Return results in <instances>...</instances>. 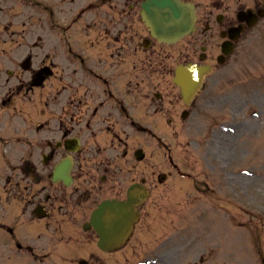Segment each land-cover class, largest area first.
<instances>
[{"label":"rangeland","instance_id":"obj_1","mask_svg":"<svg viewBox=\"0 0 264 264\" xmlns=\"http://www.w3.org/2000/svg\"><path fill=\"white\" fill-rule=\"evenodd\" d=\"M208 2L199 1L201 12L211 6V2ZM6 3L8 9L2 16L4 23L9 25V34L12 30L17 34L25 30L28 38L35 39L41 29L47 31L42 15H36L20 6L17 9L13 6L16 3L11 0ZM15 13H19L17 18H13ZM23 23L24 30L21 26ZM188 43L187 40L166 49L163 60L154 66L160 73L168 71L163 78L166 84L162 89L169 102L179 99V91L171 80L175 66L179 61H197L187 58L193 52H183L189 49L186 46ZM151 53L161 57L157 49ZM206 86V90L195 100L188 121L172 127H162L160 122L154 121L156 124L151 129L158 139L148 144L138 135L134 140L135 147L143 145L148 150L146 160L136 164V178L139 180L147 177L153 190V198L142 208V215L145 216L143 222L150 217L157 218L155 221H162L160 217H166L167 221H172V227L176 228L182 216L190 218L204 215L216 219L231 216L236 235V240H233L234 249L224 248L222 253L231 252L229 257L233 264H252L253 249L264 246V22L239 43L224 67L207 77ZM158 89L162 91L161 87ZM210 98L215 104L204 106V102ZM7 125L6 122L5 127ZM125 130L128 135L129 129ZM5 136L13 137L9 129H6ZM30 141L31 145L35 140ZM19 142L17 140L12 143L11 154L25 150L22 145L24 143ZM162 142L166 150L160 146ZM166 151L173 168L169 165ZM1 153L0 146V158ZM19 162L18 159L9 160L4 166V161H0V184L4 176L11 173L5 167L16 166ZM159 173L169 175L161 185L155 176ZM244 221H247V232L244 230ZM141 226L135 240L145 243L146 238L154 236L148 234L153 229L144 223ZM187 228L189 226L186 224V233ZM144 231L147 233L142 235ZM255 237H259L260 241H256ZM185 242L188 243L186 252H194L199 248L198 241L190 235L185 236ZM178 246L172 253H176ZM155 249L154 246L152 250ZM186 252H177L175 255L178 257L172 259V262L176 264L180 260L181 264H186ZM143 254L141 251L139 256ZM120 259V264H130L133 260L128 249L121 253Z\"/></svg>","mask_w":264,"mask_h":264},{"label":"flooded vegetation","instance_id":"obj_2","mask_svg":"<svg viewBox=\"0 0 264 264\" xmlns=\"http://www.w3.org/2000/svg\"><path fill=\"white\" fill-rule=\"evenodd\" d=\"M99 2L101 5L98 6ZM140 2L141 0H100L90 4L89 9L95 12L90 22L82 26L83 38L80 43L72 45L69 40H64L67 54L76 61L75 65L68 66L59 61L57 47L49 60L48 70L44 62L38 65L37 78L40 77L43 82L40 83L38 79L35 81L41 85L46 81L50 82L49 93L45 96L51 106L52 116L58 118L56 127L61 133V140L64 141L71 132L79 128L78 132L82 137L88 135L92 145L87 154L81 157L78 167H73L70 189L52 183L51 168H22V175L18 177L16 185H12V190L21 204L22 215L28 214L30 220L35 219L32 208L43 204L47 206L48 213H52V217L56 212L57 218L73 229L78 226L82 229L91 210L99 201L107 197H123L128 186L136 182L133 152L130 149L125 150L123 160L111 155H100L101 150L106 149L100 147L98 137L105 129L109 136V148L112 151L116 149L120 142L116 131L121 126L120 112L126 111L121 98V86L126 85L128 95H136L137 75L144 74L158 60L151 54L147 55L146 51L140 53L144 49V37L148 35L145 30L142 37L137 27L140 19L136 14ZM105 3H108V11L102 10ZM214 6L220 9L222 3L215 1ZM253 7L258 10V1ZM229 8L225 6L223 14H228ZM50 14H54L52 10ZM215 20L223 21L221 27L216 24L207 27L208 30H216L220 35L234 25L229 14ZM149 44L156 42L149 40ZM202 56L207 58L206 55ZM121 79H126V82ZM128 121L137 127L134 119L129 118ZM169 122L172 123V120ZM124 145L127 148V141H124ZM56 154L57 151L51 148L49 159H53ZM124 161L126 166L129 165L127 170L122 167ZM42 198L45 199L43 202ZM84 232H91L90 237L94 236L92 230ZM18 238L21 243L28 242L26 236L19 235ZM26 248L32 253L30 245ZM180 253H183L182 250ZM195 258L197 256L194 261L186 264H208L205 257L199 256L198 262ZM91 261L103 262L102 259L93 257Z\"/></svg>","mask_w":264,"mask_h":264},{"label":"water","instance_id":"obj_3","mask_svg":"<svg viewBox=\"0 0 264 264\" xmlns=\"http://www.w3.org/2000/svg\"><path fill=\"white\" fill-rule=\"evenodd\" d=\"M147 8H151L152 25L157 30V33L162 36H172L188 32L191 28V20L187 16L186 10L178 0H148ZM204 68L196 65H188L181 67L178 76L176 75L175 82L178 83L186 98L197 85L200 80ZM180 79V81L178 80ZM107 206L114 208L116 216H128L130 203H109ZM125 220V219H124Z\"/></svg>","mask_w":264,"mask_h":264}]
</instances>
